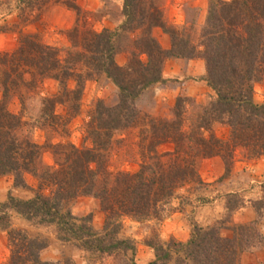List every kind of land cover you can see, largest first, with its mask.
Here are the masks:
<instances>
[{"label":"trees","instance_id":"trees-1","mask_svg":"<svg viewBox=\"0 0 264 264\" xmlns=\"http://www.w3.org/2000/svg\"><path fill=\"white\" fill-rule=\"evenodd\" d=\"M161 5L162 0H122L123 21L116 31L98 32L77 19L66 33L69 46L63 56L37 35L24 33L18 35L13 51L0 52V176L12 175L14 187H26V174L38 181L32 198L8 196L0 203V229L7 232L10 248L7 264H71L41 262L39 252L45 243L9 229L11 214L54 226L58 240L85 253L129 255L123 264H135L133 242L118 237L124 219H158L180 189L202 186L197 172L200 160L219 158L225 178L238 151L248 159L264 158V104L253 101V85L264 77V0H209L199 30L193 22L168 25ZM66 6L79 17L74 3ZM155 29L169 37L167 50L153 36ZM121 38L126 42L124 66L115 61L123 50L118 46ZM169 59L204 62L203 80L212 95L190 121L182 98L176 99L171 120L148 118L136 107L141 94L162 81ZM101 76L117 88L118 102L112 107L96 103L86 129L89 148L70 143L38 145L22 134L25 123L8 110L10 97L52 79L58 92L43 101L41 125L63 132L64 118L53 109L65 105L69 116L77 115L84 81ZM69 81L74 88L67 87ZM216 123L228 128L226 139L213 133ZM142 124L136 143L138 169L109 172L114 133ZM163 145L170 147L162 151ZM45 152L52 155V166L42 164ZM260 189V198L251 205L258 216H264V182ZM78 197L98 201L104 217L101 232L92 229L89 217L70 212V203ZM242 205L243 201L228 200L225 208L231 213ZM256 226L257 221L253 227L237 226L229 239L221 237L219 227L194 226L186 243L171 240L152 246L154 260L149 264H237L244 250L262 240Z\"/></svg>","mask_w":264,"mask_h":264},{"label":"rangeland","instance_id":"rangeland-1","mask_svg":"<svg viewBox=\"0 0 264 264\" xmlns=\"http://www.w3.org/2000/svg\"><path fill=\"white\" fill-rule=\"evenodd\" d=\"M73 3L80 9L79 17L66 6ZM208 3L209 0H162L161 6L168 25L182 27L193 22L199 30L205 22ZM176 5L181 6L180 24H176L173 20V7ZM121 9L122 0H0V52L13 51L17 45L18 35L24 33L37 35L42 43L56 47L63 56L65 48L69 46L66 33L74 26L77 19L98 32L104 29L116 31L123 21ZM111 26L112 29H110ZM159 33L165 35L167 43L170 44L169 37L160 29H155L153 36L160 46L162 47L163 42ZM125 44L122 38L118 40L119 48L123 49ZM116 56L118 61L125 65L127 54L124 49ZM190 79L183 72L172 77H165L162 72V81L150 86L138 98L137 109L148 118L171 120L176 99L182 98L185 118L190 121L201 112L202 107L208 103L212 95L208 87L205 92L192 97L184 96L181 90L177 92L179 87H175L177 85L182 87L183 83ZM196 80L198 78L194 79ZM74 86L73 81L67 82L68 88L72 89ZM57 92L58 83L52 79H44L32 89H23L19 96L10 97L8 110L19 116L25 123L22 134L38 145L70 143L78 148L91 147L86 134L91 113L98 102L106 107L116 105L117 88L105 76L86 79L83 83L77 115L69 116L65 105H57L53 109L55 115L64 118L65 123L62 122L64 125L61 127L64 129L63 132L60 129L53 132L41 125L43 123L42 103L45 99L54 97ZM253 101L258 105L264 104V77L253 85ZM143 127H145L144 124L114 133L109 146V172L113 174L119 171L135 172L138 169L136 143L138 131ZM212 129L216 137L227 138V127L216 123L213 124ZM169 147L163 145L161 150L165 151ZM41 160L46 166L53 165V157L49 152H45ZM204 160L197 163L198 175L200 172L209 173L215 168L214 164L205 165ZM224 173L225 170L221 176L209 182H203L200 179L202 186L190 184L180 189L158 219L148 221L124 219L122 221L118 237L133 242L135 264L151 263L154 260L152 246L158 242L166 244L173 240L186 243L191 237L194 226L219 227L221 237L229 239L232 236V229L237 226L253 227L256 221V229L263 238L254 247L244 250L237 264H264V216H258L251 205V202L258 200L261 196L260 185L264 182V158L248 159L245 154L238 151L229 175L222 178ZM23 178L26 186L24 188L14 187L12 175L0 176V197H4L0 203L5 202L8 196L18 200H28L33 197V191L38 187L37 179L30 174L24 175ZM8 184L12 188H7ZM229 195L232 198H229ZM228 200L232 203L243 201V205L229 213L225 208ZM68 208L75 217H89L92 229L95 232H101L104 217L96 199L78 197L70 203ZM8 226L9 229L24 231L28 237L45 243V247L39 252L41 262L123 264L129 258V255L121 254L90 255L72 243L58 240L54 226L26 222L13 214L8 221ZM174 232L178 234L177 238L174 237ZM9 255L7 232L0 229V264H7Z\"/></svg>","mask_w":264,"mask_h":264},{"label":"crops","instance_id":"crops-1","mask_svg":"<svg viewBox=\"0 0 264 264\" xmlns=\"http://www.w3.org/2000/svg\"><path fill=\"white\" fill-rule=\"evenodd\" d=\"M181 9V6L176 5L173 7V20L176 24H180V21L182 19V14L179 13ZM113 27L111 26L110 29ZM155 33V32H154ZM161 34V33H159ZM162 36V48L167 50L169 48V44L166 41L165 35L161 34ZM118 57L116 56L115 61L119 66H123L124 63L118 61ZM164 76L165 77H172V76H178L182 74H186L187 78L191 79H197L196 81L188 80L187 82L183 83L182 87L177 85L175 88L179 87L177 89V92L181 90L182 94L187 97L196 96L197 94L201 92H205L207 90V86L205 81L203 80L204 74H205V68L203 65L202 60L200 59H193V60H173L169 59L164 64ZM176 92V91H174ZM205 165H211L214 164L215 168L211 170L209 173L200 172V179L203 182H209L219 176H221L224 172L222 161L219 158H211V159H205L204 161ZM7 188H12L10 184L7 185ZM4 197H0V201L3 200ZM178 234L174 232V237L177 238Z\"/></svg>","mask_w":264,"mask_h":264}]
</instances>
